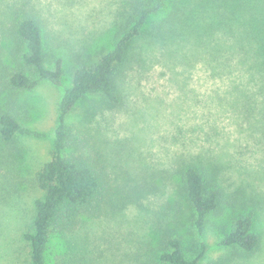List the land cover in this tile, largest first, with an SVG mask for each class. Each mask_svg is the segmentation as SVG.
Returning <instances> with one entry per match:
<instances>
[{"label":"rangeland","instance_id":"rangeland-1","mask_svg":"<svg viewBox=\"0 0 264 264\" xmlns=\"http://www.w3.org/2000/svg\"><path fill=\"white\" fill-rule=\"evenodd\" d=\"M123 1L0 0V22L8 5L31 10L43 26L49 63L58 56L66 61L62 87L43 82L15 95L12 113L21 124L54 129L77 59L112 46L114 28L124 19ZM212 3L193 10L190 19L197 22ZM161 18L130 45L115 79L120 102L108 107L94 99L69 116L97 138L116 195L102 217L82 220L66 237H51L48 264H166L159 260L165 237L179 238L188 256L204 240L210 250L199 264H264V89L225 53L209 55L210 46L230 42L219 27L211 30L212 18L201 19L199 33L191 36L171 25L158 34ZM5 28L0 24L2 64ZM50 151L49 138H0V264H28L23 233L31 229L34 201L42 193L33 178ZM190 163L221 191V205L208 217L203 236L181 192L182 170ZM249 211L261 237L258 250L217 248L232 219Z\"/></svg>","mask_w":264,"mask_h":264},{"label":"trees","instance_id":"trees-1","mask_svg":"<svg viewBox=\"0 0 264 264\" xmlns=\"http://www.w3.org/2000/svg\"><path fill=\"white\" fill-rule=\"evenodd\" d=\"M206 1L181 0L180 9L177 0L133 3L124 0L119 11L124 19L114 28L112 46L77 59L71 85L64 88L57 104L56 124L51 132L38 131L19 122L12 113L15 95L31 91L43 82L62 87L66 61L58 56L49 63L43 26L35 13L24 8L15 10L9 5L4 8L0 24L6 23L3 31L7 60L4 64L0 60V138L5 142L13 141L16 136L51 139L50 158L33 178L42 193L34 201L31 229L23 233L28 264H48L47 252L53 235L66 237L82 220L102 217L106 206L113 204L116 192L97 138L83 125L68 119L76 107L94 99L108 107L120 102L115 79L128 59L131 43L143 35L156 16L162 15L158 34L171 25L189 30V36L199 33L201 19L212 18L211 30L219 27L230 42L224 47L210 46L209 55L225 53V59L264 89V0H213L211 8L194 22L190 15H195L193 10H200ZM189 24L192 28H185ZM181 192L193 210V224L203 236L208 217L221 205V191L213 188L204 172L190 163L182 170ZM254 223L253 211L232 219L217 241V248H236L246 254L256 252L261 237ZM164 241L167 249L160 253L159 260L166 264H199L210 250L209 244L201 240L193 256H188L179 238L165 237Z\"/></svg>","mask_w":264,"mask_h":264}]
</instances>
